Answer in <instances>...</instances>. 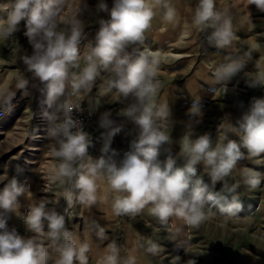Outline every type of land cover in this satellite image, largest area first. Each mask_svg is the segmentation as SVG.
I'll use <instances>...</instances> for the list:
<instances>
[{"label":"clouds","instance_id":"clouds-1","mask_svg":"<svg viewBox=\"0 0 264 264\" xmlns=\"http://www.w3.org/2000/svg\"><path fill=\"white\" fill-rule=\"evenodd\" d=\"M248 5L264 13V0H247ZM158 8L168 24L177 21L172 0H112L111 7L107 0H96L94 5L88 0H0V42L16 38L23 22V35L31 48L23 56V63L27 72L44 85L45 109L41 117L47 125L50 156L57 161L54 179L65 186L62 198L66 204L58 211L59 200L38 199L26 182L15 175L9 177L7 170L0 173V264H50L53 252L57 254L55 264H88L91 240L81 241L67 227V216L76 204L86 208L95 205L102 182L117 217L135 218L147 209L161 226H168L176 218L196 230L210 217L232 219L244 212L238 194L240 184L229 186L226 178L241 160L264 157V97L253 98L237 124L229 118L221 122L220 134L213 143L209 133L196 131L203 123L205 110L201 97L194 96L188 109L190 119L180 139L178 156L183 164L178 165L169 147L173 143L172 107L170 103H157L162 60L158 53L144 47L145 34ZM101 13H107V18ZM88 14L96 17L98 28L94 43L83 57L84 67L77 74L73 69L79 66L80 45L88 39L86 29L93 25ZM193 23L209 46L231 49L236 35L233 17L230 9H217V0H198ZM252 27L254 30L255 23ZM262 53L264 40L254 37L242 54L227 55L215 68V86L209 88L212 95L235 93V85H229L237 77L250 88H264V61L256 63L254 72L248 71L249 64ZM102 73L109 74L110 79L100 90V97L115 92L116 102L124 104L118 115L132 127L125 131L123 124L114 123L110 111L102 113L100 125L106 131L99 155L93 157L89 154L93 138L75 114L84 111L80 94L91 93ZM29 83L25 75L18 74L16 91L29 95ZM16 91L0 89V106L10 110ZM100 106L97 100L88 110L91 113ZM122 132L129 137L130 150L121 155L112 143ZM163 153L169 154L162 161ZM200 164L212 185L220 182L222 190H212L205 184L198 174ZM16 171H21L19 166ZM242 182L257 190L264 183V173L247 169ZM26 196L31 202L21 211L20 197ZM10 214L22 220L32 235H22L15 226L9 227ZM95 234L100 240L108 239L106 229L98 223ZM181 234L182 229L177 227L170 239L179 241ZM142 247L152 256L165 251L155 240ZM176 248L179 252L184 244L177 243ZM181 259L177 254L173 264H180ZM101 264L138 261L134 255L122 261L120 246L112 239ZM188 264H197L196 259Z\"/></svg>","mask_w":264,"mask_h":264},{"label":"rangeland","instance_id":"rangeland-1","mask_svg":"<svg viewBox=\"0 0 264 264\" xmlns=\"http://www.w3.org/2000/svg\"><path fill=\"white\" fill-rule=\"evenodd\" d=\"M187 1L172 0L178 12L177 21L172 24L164 20L163 10L157 9V21L156 23L152 21V27L145 34L144 46L158 53L162 60L159 76L162 86L157 103H170L172 107L173 143L169 147L170 154L177 158L178 165L183 164V160L178 156L180 139L190 119L188 109L194 96L201 97L205 110L203 123L196 131L198 134L209 133L213 143L220 134L218 125L221 122H226L229 118L234 125L237 124L248 110L251 100L264 97V88H250L240 77L234 78L229 85L230 88L235 85V93L218 97L216 94L212 95L209 90L211 86H215L213 74L216 66L222 63L227 55L242 54L254 37L264 40V13L257 11L255 5L247 6V0H217L218 10L223 7L230 9L236 33L231 49L217 50L209 46L204 34L196 30L193 23L196 4L187 6L194 0ZM88 2L94 5L96 0ZM107 2L111 7L112 0ZM248 10L251 11V19L248 18ZM100 15L107 18V13ZM87 19L93 25L86 29L89 32L88 39L80 45L79 66L73 69L77 74L84 67L83 57L89 45L94 43L95 31L98 28V25L94 24L96 21L94 15L88 14ZM236 19H240L243 26H238ZM253 23L256 25L254 30ZM23 32L24 25L21 22L20 31L16 33L18 42L16 38L0 42V78L6 77L0 89L7 87L16 91L18 74L25 75L30 82L29 95L25 96L22 92L16 91L10 110L7 106H0V110L3 111V115L0 116V173L7 170L9 177L15 175L21 182H26L38 199L59 200L57 210L62 211L66 206L62 198L65 186L54 179L57 161L50 156L47 125L41 117L45 109L44 85L27 72L23 63V56L31 52ZM261 61H264V53L249 64L248 71L254 72L256 63ZM109 79V74L102 73L91 93L80 94L91 108L95 106L97 100L101 102V106L93 111L94 119L89 132L94 142V147L89 148V154L93 157L99 155L101 137L106 131L100 125L102 113L110 111L111 119L115 124H123L125 131L132 127L118 115L124 104L116 102L115 92L102 98L99 95ZM112 148L121 155L130 150L129 137L124 132L118 134L113 140ZM168 154L163 153L160 159L163 161ZM17 166L21 169L19 173L16 171ZM197 168L198 174L203 177L210 189L222 190L220 182L212 185L202 164ZM247 169H256L264 173V157L241 160L232 174L226 178L229 186L240 184L238 194L243 202L244 212L236 218L213 216L199 229L194 230L176 218H173L168 226H161L156 218L149 215L147 209L135 218L117 217L112 212L111 195L107 194L106 184L102 182L98 202L91 208L76 204L69 210L67 227L81 241L91 240L92 250L88 253V264H101L107 245L112 239L120 246L122 261L134 255L138 264H173L177 254L182 257L180 264H188L193 258L197 264H264V183L257 190L247 188L242 182V174ZM2 187L0 184V188ZM20 202L21 211H24L31 201L26 196L20 197ZM96 223L106 229L107 240L97 238ZM7 224L9 227L15 226L22 235H32L26 231L22 220L14 214H10ZM177 227L182 229V234L180 240L174 242L170 239V233ZM151 240L161 243L165 251L158 256L147 254L142 245L146 246ZM180 242L184 244V249L178 252L176 244ZM56 257L57 254L53 252L50 264H55Z\"/></svg>","mask_w":264,"mask_h":264},{"label":"built area","instance_id":"built-area-1","mask_svg":"<svg viewBox=\"0 0 264 264\" xmlns=\"http://www.w3.org/2000/svg\"><path fill=\"white\" fill-rule=\"evenodd\" d=\"M84 111L83 113H77L75 115L78 116V118L83 122L84 130L88 133L90 132V129L92 128L94 115L93 112H89L88 108H91L88 104L85 103L84 99L82 100ZM3 115V111L0 110V116Z\"/></svg>","mask_w":264,"mask_h":264},{"label":"bare ground","instance_id":"bare-ground-1","mask_svg":"<svg viewBox=\"0 0 264 264\" xmlns=\"http://www.w3.org/2000/svg\"><path fill=\"white\" fill-rule=\"evenodd\" d=\"M223 8H224V7H223ZM236 20H238V21H237L238 26H243V25H242V22H241L240 19H236ZM13 40H14V39H13ZM154 53H156V52H154ZM165 54H166V53H165ZM165 54H164V55H165ZM5 80H6V77L0 78V86H2V85L4 84Z\"/></svg>","mask_w":264,"mask_h":264},{"label":"crops","instance_id":"crops-1","mask_svg":"<svg viewBox=\"0 0 264 264\" xmlns=\"http://www.w3.org/2000/svg\"><path fill=\"white\" fill-rule=\"evenodd\" d=\"M185 1V0H184ZM189 1H191V0H188L187 2H189ZM187 2H184V3H187ZM193 2V3H192ZM191 3H189V5H187V6H193V5H195V4H197V2L194 0V1H192ZM158 17H155L154 18V20H153V23L155 22L156 23V19H157Z\"/></svg>","mask_w":264,"mask_h":264}]
</instances>
